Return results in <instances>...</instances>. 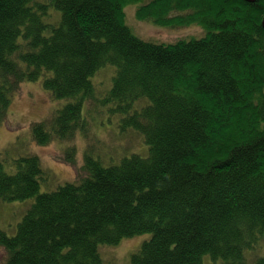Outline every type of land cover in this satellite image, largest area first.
Returning <instances> with one entry per match:
<instances>
[{
  "label": "trees",
  "instance_id": "16d2710c",
  "mask_svg": "<svg viewBox=\"0 0 264 264\" xmlns=\"http://www.w3.org/2000/svg\"><path fill=\"white\" fill-rule=\"evenodd\" d=\"M35 1L0 0V126L20 85L42 81L69 102L34 139H73L92 80L113 68L102 104L149 156L86 155L81 179L45 193L38 156L13 172L0 161V201L35 198L13 236L0 230L2 264H102V245L144 234L133 264H264V0ZM129 4L141 21L207 34L144 40ZM51 5L58 25L43 20Z\"/></svg>",
  "mask_w": 264,
  "mask_h": 264
},
{
  "label": "rangeland",
  "instance_id": "374dc122",
  "mask_svg": "<svg viewBox=\"0 0 264 264\" xmlns=\"http://www.w3.org/2000/svg\"><path fill=\"white\" fill-rule=\"evenodd\" d=\"M50 1L37 0L31 6L35 8L36 3L43 4ZM137 6V4L126 6L127 24L144 40L175 42L180 39L201 38L207 34L197 25L166 29L141 21L137 18ZM50 9L43 20L58 25L62 17L61 12L52 5ZM57 14L59 18H56ZM113 75L114 69L106 68L92 80L93 91L84 102L83 115L87 120L84 129L80 128L71 140L54 138L46 144L36 142L33 125L49 120L57 109L62 108L69 101L53 98L52 94L43 87L42 81L22 83L13 93L8 119L0 126V161L7 166V171L13 172L10 165L20 157L38 156L45 172L41 180L40 192L45 193L56 190L65 183L81 179L86 174L84 169L86 155L101 160L105 166L121 162L123 157L131 154L149 156V146L142 134L135 129H125L124 117L121 118L114 113L111 116L110 108L102 104L112 87ZM72 149H75V152L71 159L68 155H72L69 154L73 153ZM34 202L35 198L14 202L0 201V230L13 236ZM149 238V234H144L125 239L115 246L102 245L100 247L102 264H133L132 255ZM7 258V251L0 247V264ZM206 259L204 264H207Z\"/></svg>",
  "mask_w": 264,
  "mask_h": 264
},
{
  "label": "water",
  "instance_id": "95a60500",
  "mask_svg": "<svg viewBox=\"0 0 264 264\" xmlns=\"http://www.w3.org/2000/svg\"><path fill=\"white\" fill-rule=\"evenodd\" d=\"M248 1L254 2V1H256V0H248Z\"/></svg>",
  "mask_w": 264,
  "mask_h": 264
}]
</instances>
